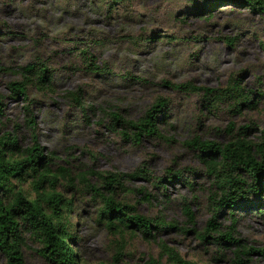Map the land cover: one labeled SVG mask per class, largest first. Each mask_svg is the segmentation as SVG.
<instances>
[{
    "label": "rangeland",
    "instance_id": "rangeland-1",
    "mask_svg": "<svg viewBox=\"0 0 264 264\" xmlns=\"http://www.w3.org/2000/svg\"><path fill=\"white\" fill-rule=\"evenodd\" d=\"M191 1L0 0V66L10 67L0 68V133L14 132L26 146L33 143L35 132L44 151L53 152V166L66 165L71 173L84 166L130 171L143 160L153 176L164 174L168 166L181 170L180 177L165 187L144 175L127 178L131 187L145 186L151 192L149 200L136 189L115 195L135 203L142 214L163 215L174 223L153 228V236L130 228L120 233L98 218V199L59 185L66 196L73 193L69 242L85 264L112 260L145 264L149 259L171 264L169 247L199 264H238L232 248L216 243V233L205 230L213 211L208 201L210 179L198 149L187 138L198 134L226 141L232 131L227 124L233 121L234 130L249 123V135L259 139L264 93L254 94L255 105L242 103L237 109L225 98L214 99L203 89H176L164 79L221 86L233 74L246 88L264 89V17L230 3L213 7L211 14H199ZM86 53H93L99 64L106 62L109 69L88 68ZM34 59H44L54 69L52 86L42 90L29 85L25 98L13 94L8 82L21 74L12 66ZM78 85L84 108L66 93ZM159 96L167 98L166 115L159 121L164 136L134 142L108 126L107 109L136 117ZM29 114L34 126L27 121ZM183 176L193 184L183 182ZM262 198L259 208L234 211V234L247 245H264ZM185 202L194 211L193 223L183 208ZM216 218L221 230L229 228L227 209ZM39 245L26 233V263L54 264L37 250ZM117 251L121 253L116 257ZM239 264H264V256L253 250Z\"/></svg>",
    "mask_w": 264,
    "mask_h": 264
},
{
    "label": "trees",
    "instance_id": "trees-1",
    "mask_svg": "<svg viewBox=\"0 0 264 264\" xmlns=\"http://www.w3.org/2000/svg\"><path fill=\"white\" fill-rule=\"evenodd\" d=\"M193 11L203 14L212 13L213 7L230 3L249 7L264 17V0H192ZM85 47L80 51L86 52ZM87 67L94 71H106V62L99 64L93 53H86ZM0 68L10 69L9 66ZM12 71L20 73L19 79L8 82L12 93L27 97V87L35 85L38 89H48L52 86L54 69L44 59H34L12 66ZM176 89L199 90L212 95L214 99H227L239 106L256 104L254 94L262 95L264 89L254 91L246 88L237 75L230 74L226 84L210 86L196 84L191 79L171 81L164 79ZM66 93L75 102L82 105V87L68 89ZM167 98L159 96L136 117L123 114L120 110L107 109L110 119L108 126L117 130L123 137L139 142L144 136H164L159 126L160 118L166 115ZM2 107H0L1 109ZM29 111V105H26ZM29 125L34 126L32 115L27 116ZM234 122L230 121L227 128L232 130L226 141L202 138L198 134L187 138V143L198 149V156L205 165L210 183L208 186V201L212 206V215L205 226L206 231H213V239L223 247H231L236 263L244 262L253 250L264 256V245H247L240 236L234 234L237 230L235 209L259 208L264 196V127L259 139L252 138L249 123L240 124L234 130ZM53 152L46 153L43 145L33 133V143L22 146L14 132L0 133V257L2 264H27L23 255V245L26 244V233L40 243L37 250L54 264H85L76 255L69 239L72 221L70 212L73 206V193H90L91 198L98 199L97 216L108 226L114 227L120 233L125 228L140 230L144 235L153 236V228L171 227L173 222L166 221L163 215L151 217L136 210V204L125 199L116 198L119 192L137 190L142 198L149 200L151 192L145 186L131 187L127 178L144 175L157 185L164 186L166 182L180 177L181 170L166 168L164 174H151L146 160L130 171L99 170L93 166H84L71 173L68 166L57 164L53 166ZM95 176V180L90 179ZM183 182L192 185L189 177H181ZM71 187L70 196L64 194L62 188ZM189 220L194 222V211L188 202L183 205ZM228 210L231 223L228 229L221 230L217 221L219 211ZM206 234L203 235L205 237ZM172 256L171 264H199L192 259L183 258L175 249L169 247ZM117 251L116 257L120 254ZM115 258V257H114ZM95 264H121L115 260L98 261ZM145 264H156L148 260Z\"/></svg>",
    "mask_w": 264,
    "mask_h": 264
}]
</instances>
